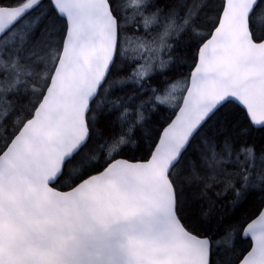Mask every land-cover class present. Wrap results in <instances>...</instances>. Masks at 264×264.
<instances>
[{
  "label": "snow or ice",
  "instance_id": "snow-or-ice-1",
  "mask_svg": "<svg viewBox=\"0 0 264 264\" xmlns=\"http://www.w3.org/2000/svg\"><path fill=\"white\" fill-rule=\"evenodd\" d=\"M0 264H264V0H0Z\"/></svg>",
  "mask_w": 264,
  "mask_h": 264
}]
</instances>
